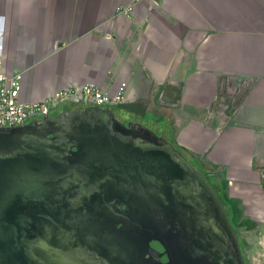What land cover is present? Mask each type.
I'll use <instances>...</instances> for the list:
<instances>
[{
	"label": "crops",
	"instance_id": "0c3cea01",
	"mask_svg": "<svg viewBox=\"0 0 264 264\" xmlns=\"http://www.w3.org/2000/svg\"><path fill=\"white\" fill-rule=\"evenodd\" d=\"M0 61L23 101L125 82L121 113L213 169L264 256V0H0Z\"/></svg>",
	"mask_w": 264,
	"mask_h": 264
},
{
	"label": "water",
	"instance_id": "95a60500",
	"mask_svg": "<svg viewBox=\"0 0 264 264\" xmlns=\"http://www.w3.org/2000/svg\"><path fill=\"white\" fill-rule=\"evenodd\" d=\"M81 221L142 247L159 241L166 264H246L214 186L151 127L100 106L0 127V255L12 247L8 231L17 236L9 222ZM118 221L128 225L115 231Z\"/></svg>",
	"mask_w": 264,
	"mask_h": 264
},
{
	"label": "flooded vegetation",
	"instance_id": "af4514ba",
	"mask_svg": "<svg viewBox=\"0 0 264 264\" xmlns=\"http://www.w3.org/2000/svg\"><path fill=\"white\" fill-rule=\"evenodd\" d=\"M84 107L65 105L48 115L55 116L66 109H80ZM100 107L115 109L117 118L125 124H128L130 121H140L126 117L117 106ZM140 122L150 127L149 124L143 121ZM154 131L159 135L163 134L173 143L165 133L156 129ZM185 155L188 157L186 153ZM188 159L190 160L189 157ZM206 178L214 186L213 183L215 181L213 177L210 175V177L206 176ZM214 188L216 189L215 186ZM216 191L220 196V191L217 189ZM124 208H126L125 205ZM108 213L107 216L114 219L120 216V212L118 211ZM114 225L115 231H119L123 226H127L128 223L124 225V222L118 221ZM6 226L8 228H15L18 232L15 233L17 236L13 237L12 230L8 231V238L5 241L12 247L7 255H0V264H157V257L160 258L163 264L169 261L168 254L165 253L166 248L159 241L151 240L150 249L149 247L146 248L145 245L142 247L135 244V241L111 239L106 235L115 234L114 230L110 231L108 226L102 222H9ZM237 231L245 262L249 264L240 235V229H237ZM125 243L129 245L126 246Z\"/></svg>",
	"mask_w": 264,
	"mask_h": 264
},
{
	"label": "built area",
	"instance_id": "2783aa9c",
	"mask_svg": "<svg viewBox=\"0 0 264 264\" xmlns=\"http://www.w3.org/2000/svg\"><path fill=\"white\" fill-rule=\"evenodd\" d=\"M118 9L122 13H130L133 6L128 5ZM22 79V71L10 73L0 61V127L24 125L65 105L115 107L124 101L127 86L124 82L115 92H110L94 83H85L78 87L58 89L53 95L40 101H23Z\"/></svg>",
	"mask_w": 264,
	"mask_h": 264
},
{
	"label": "trees",
	"instance_id": "16d2710c",
	"mask_svg": "<svg viewBox=\"0 0 264 264\" xmlns=\"http://www.w3.org/2000/svg\"><path fill=\"white\" fill-rule=\"evenodd\" d=\"M118 109H123L126 111H129L131 113H133L135 110L138 111V107L136 105H125L123 103H121L120 105L117 106ZM178 148H180L182 151L185 152V150L180 147L179 145H177L175 142H173ZM186 153V152H185ZM192 161V163H194L200 170H202L204 172V174L208 177H210V175L212 176L213 174V169H210L205 163L195 159L193 157V159H190ZM214 186L216 187V189L218 191H220V196L222 198V200L225 202L226 207L230 213V220L233 224V226L236 229H239L241 226H247L248 228H252L254 226H256V223L247 220V219H242V213L241 210L238 208L237 204L235 201L231 200L228 198L226 192H225V187L222 186V188L220 189L219 186L217 185V183H213Z\"/></svg>",
	"mask_w": 264,
	"mask_h": 264
},
{
	"label": "rangeland",
	"instance_id": "374dc122",
	"mask_svg": "<svg viewBox=\"0 0 264 264\" xmlns=\"http://www.w3.org/2000/svg\"><path fill=\"white\" fill-rule=\"evenodd\" d=\"M142 113L144 114L143 116L146 119H149V120H156V121H159V122L164 120V117L156 114L155 112H153L151 110H145V111H142ZM149 125L154 130L156 129L157 131H159V129L157 128L156 125H152L151 123H149ZM186 154L188 155V157L190 159H193V157L191 155H189L188 153H186ZM251 233L246 231V227H243V228L240 229V234L243 235L242 236V241H243V244H244V248H245V251H247L248 255L251 252H254L255 248H257V247H252V245H249V243H248L246 238H248V240H251L252 236H256V235L258 236L259 230H256L255 232L253 231ZM249 264H264V256L258 255L255 258H253L252 256L249 255Z\"/></svg>",
	"mask_w": 264,
	"mask_h": 264
}]
</instances>
